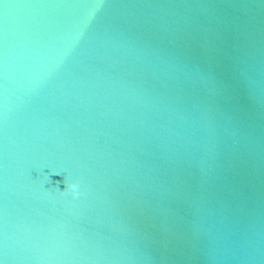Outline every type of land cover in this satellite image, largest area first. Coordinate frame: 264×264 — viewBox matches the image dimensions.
Instances as JSON below:
<instances>
[{"label": "water", "instance_id": "1", "mask_svg": "<svg viewBox=\"0 0 264 264\" xmlns=\"http://www.w3.org/2000/svg\"><path fill=\"white\" fill-rule=\"evenodd\" d=\"M0 264H264V0H0Z\"/></svg>", "mask_w": 264, "mask_h": 264}, {"label": "snow or ice", "instance_id": "2", "mask_svg": "<svg viewBox=\"0 0 264 264\" xmlns=\"http://www.w3.org/2000/svg\"><path fill=\"white\" fill-rule=\"evenodd\" d=\"M7 7V6H6Z\"/></svg>", "mask_w": 264, "mask_h": 264}]
</instances>
